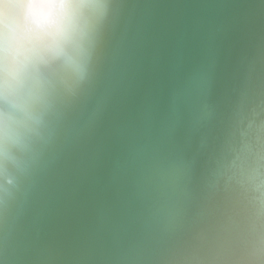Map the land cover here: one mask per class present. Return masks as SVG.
<instances>
[{"label":"water","instance_id":"water-1","mask_svg":"<svg viewBox=\"0 0 264 264\" xmlns=\"http://www.w3.org/2000/svg\"><path fill=\"white\" fill-rule=\"evenodd\" d=\"M127 4L91 98L1 227L0 264H165L212 187L227 195L207 174L264 85V0Z\"/></svg>","mask_w":264,"mask_h":264},{"label":"clouds","instance_id":"clouds-1","mask_svg":"<svg viewBox=\"0 0 264 264\" xmlns=\"http://www.w3.org/2000/svg\"><path fill=\"white\" fill-rule=\"evenodd\" d=\"M114 0H0V207L87 81ZM215 175L227 195L165 264H264V85L246 87Z\"/></svg>","mask_w":264,"mask_h":264},{"label":"bare ground","instance_id":"bare-ground-1","mask_svg":"<svg viewBox=\"0 0 264 264\" xmlns=\"http://www.w3.org/2000/svg\"><path fill=\"white\" fill-rule=\"evenodd\" d=\"M128 2L129 0H114L115 8H114L112 17L110 18L102 34L100 43L97 48L96 55L92 63L89 77L87 81L81 86V89L78 95L71 101L67 102L61 108L60 112L58 113L57 117L55 118L52 124L49 139H48V142L43 152L35 160V162L31 165L27 175L24 177L19 187L15 191L14 195L8 202L7 209L5 210L4 208L0 207V230H1V227L5 226V224L7 223V217L9 216V212L14 208L13 206L20 198L26 186L30 182H33V183L36 182L38 178L40 177L41 171L43 170V166L45 164V161L47 160V155L50 149L54 150L58 145L61 146L64 143V141L68 137V133L75 126L74 122L76 120L75 119L76 115L80 114L81 110L85 106L84 100L86 98L87 100L91 98L93 94V89L98 83L97 77L100 76V73L102 71L103 59H104V63L105 61L109 60L108 55L110 52V44L116 32V28L120 22V19L122 18L124 14L123 12L125 11L126 6L129 7V4H127ZM216 171H217V163L211 166L210 171L207 174V177H209L211 181H213V179L217 177L215 175ZM217 182H223V181L217 177L215 183ZM221 186L222 185H217L215 187H212V189H214V192H212V194H210L209 197L206 196L204 202L202 203V206L200 207V209L205 208L204 216L202 217V220H201V225L195 228V230L193 231L187 243L190 242V239L193 238L196 231L207 221L212 205L222 203L224 198L222 197L223 191L221 193L219 191ZM208 187H209L208 183H206V188ZM200 191H202V189H200ZM202 193L203 192L198 193V196ZM211 197H215V198H213V201L209 202V200H211ZM215 201H218V203H215Z\"/></svg>","mask_w":264,"mask_h":264}]
</instances>
